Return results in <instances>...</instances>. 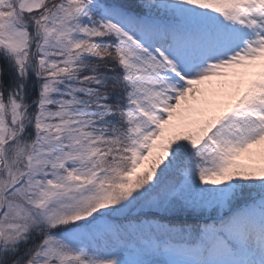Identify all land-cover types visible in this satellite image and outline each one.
I'll return each instance as SVG.
<instances>
[{"label":"snow or ice","instance_id":"snow-or-ice-1","mask_svg":"<svg viewBox=\"0 0 264 264\" xmlns=\"http://www.w3.org/2000/svg\"><path fill=\"white\" fill-rule=\"evenodd\" d=\"M0 264H264V0H0Z\"/></svg>","mask_w":264,"mask_h":264}]
</instances>
